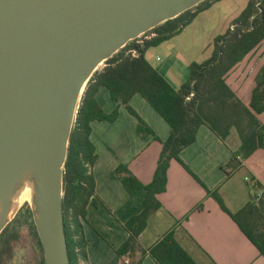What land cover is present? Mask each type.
Returning a JSON list of instances; mask_svg holds the SVG:
<instances>
[{
  "label": "trees",
  "instance_id": "1",
  "mask_svg": "<svg viewBox=\"0 0 264 264\" xmlns=\"http://www.w3.org/2000/svg\"><path fill=\"white\" fill-rule=\"evenodd\" d=\"M216 1L203 0L194 8L144 33L148 36L153 34L151 37L141 42H137L139 39L128 42L104 62L103 67L92 75L85 86L64 165L62 216L70 264H87L88 242L84 235V222L88 206L99 204L92 173L97 154L91 142V123L101 120L113 122L118 117L117 110L109 114L100 107L97 100L100 87L106 88L112 100L121 101L127 111L138 118V134L145 137L152 134L161 141L153 179L147 185L138 181L124 165H119L114 171L131 196L141 189L145 191L140 210L124 223L128 235L116 249V254L127 258V264H142L146 255L156 264H197L175 239L174 229L161 235L148 249L139 241L148 217L162 206L158 195L165 192L169 163L176 159L216 199L220 208L232 217L264 255V190L260 196L253 195L240 211L232 213L217 190L206 188L184 165L179 155L180 151L196 140L198 128L203 125L224 143H227L232 129L237 133L240 145L224 164L227 175L231 174L228 168L235 170L243 160L259 150L264 151V121L258 117L264 113V58L263 53L259 52L264 43V0H248L227 31L214 37L210 57L203 62L193 61L189 64L187 77L179 88H174L145 56L146 50L181 32L199 12L207 10ZM131 51H135V54ZM251 60L252 64L258 65V70L253 77L254 85L250 90L249 101L245 103L238 97L228 78L238 67ZM135 94L141 95L167 122L169 136L165 141L159 139L130 107V100ZM254 185L261 187L257 182ZM31 213L30 207H27L19 213V217L22 216L25 222L30 218L29 230L40 249L37 264H44L43 249ZM16 222L21 223L15 219L0 233V260L11 255L13 243L18 237Z\"/></svg>",
  "mask_w": 264,
  "mask_h": 264
},
{
  "label": "water",
  "instance_id": "2",
  "mask_svg": "<svg viewBox=\"0 0 264 264\" xmlns=\"http://www.w3.org/2000/svg\"><path fill=\"white\" fill-rule=\"evenodd\" d=\"M202 1L0 0V233L29 184L44 264H70L64 165L85 86L128 42Z\"/></svg>",
  "mask_w": 264,
  "mask_h": 264
},
{
  "label": "crops",
  "instance_id": "3",
  "mask_svg": "<svg viewBox=\"0 0 264 264\" xmlns=\"http://www.w3.org/2000/svg\"><path fill=\"white\" fill-rule=\"evenodd\" d=\"M216 2L201 12H208ZM156 47L145 51L147 60L174 88H179L183 80L173 78L172 65L151 51ZM252 66L242 64L228 78L245 103L249 101L258 67L251 72V85L246 97L240 94L242 78L253 70ZM97 100L105 113L117 110L118 117L113 122L101 120L91 123V142L97 154L92 173L99 204L88 206L84 222V235L88 242L87 264H127L128 259L116 254V249L127 238L124 223L140 210L145 191L141 189L131 196L114 171L119 165H124L138 181L147 185L153 179L161 141L152 134L146 137L138 134V118L130 114L121 101L112 100L106 88H99ZM130 105L159 139L165 141L168 138L167 122L141 95L135 94ZM258 117L264 121V113ZM239 145L234 129L224 143L203 125L198 128L196 140L179 154L184 165L206 188L217 190L232 213L240 211L253 195L260 196L264 190L263 150L243 160L237 169L228 168L230 175L224 170V164ZM167 175L166 190L158 195L162 206L148 217L147 226L139 235L144 248H150L161 235L174 229L175 239L197 264H264V255L180 161L173 159L169 163ZM255 182L261 187L255 186ZM142 264L156 263L146 255Z\"/></svg>",
  "mask_w": 264,
  "mask_h": 264
},
{
  "label": "rangeland",
  "instance_id": "4",
  "mask_svg": "<svg viewBox=\"0 0 264 264\" xmlns=\"http://www.w3.org/2000/svg\"><path fill=\"white\" fill-rule=\"evenodd\" d=\"M247 2L248 0H221L216 2L208 12H199L181 32L168 40H164L151 51L157 53L158 56L160 55L159 57L164 59L165 63L169 62L172 65L171 75L175 80L180 79L184 82L189 64L193 61L203 62L210 57L213 51L214 37L227 31ZM259 52L264 54V43ZM103 65L104 63L102 67ZM252 65H254L252 60L246 64L247 67ZM256 67L258 65L252 66V69ZM254 69L243 75L240 91L243 97H246L250 90L251 72ZM27 207H30V203L24 202L10 221L14 222L15 219H18L21 223L16 222L15 228L18 230V237L13 243L10 261L7 264H37L40 258V249L29 230L30 218L28 222H25L22 216L19 217V213L22 210L25 211Z\"/></svg>",
  "mask_w": 264,
  "mask_h": 264
},
{
  "label": "bare ground",
  "instance_id": "5",
  "mask_svg": "<svg viewBox=\"0 0 264 264\" xmlns=\"http://www.w3.org/2000/svg\"><path fill=\"white\" fill-rule=\"evenodd\" d=\"M32 195L31 186L26 184L21 190L14 196L13 212L15 213L24 202H29Z\"/></svg>",
  "mask_w": 264,
  "mask_h": 264
},
{
  "label": "built area",
  "instance_id": "6",
  "mask_svg": "<svg viewBox=\"0 0 264 264\" xmlns=\"http://www.w3.org/2000/svg\"><path fill=\"white\" fill-rule=\"evenodd\" d=\"M153 34H150L149 36L148 35H144V34H142L141 36H139L137 39H139V40H137V42H141L142 41V39H144V38H149V37H151ZM131 53L132 54H135V51H131Z\"/></svg>",
  "mask_w": 264,
  "mask_h": 264
},
{
  "label": "flooded vegetation",
  "instance_id": "7",
  "mask_svg": "<svg viewBox=\"0 0 264 264\" xmlns=\"http://www.w3.org/2000/svg\"><path fill=\"white\" fill-rule=\"evenodd\" d=\"M10 261V258H5L0 260V264H7Z\"/></svg>",
  "mask_w": 264,
  "mask_h": 264
}]
</instances>
